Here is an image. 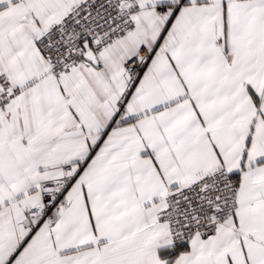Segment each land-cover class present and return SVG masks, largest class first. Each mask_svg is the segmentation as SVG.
<instances>
[{
  "label": "snow or ice",
  "instance_id": "6c2138e0",
  "mask_svg": "<svg viewBox=\"0 0 264 264\" xmlns=\"http://www.w3.org/2000/svg\"><path fill=\"white\" fill-rule=\"evenodd\" d=\"M0 264H264V0H0Z\"/></svg>",
  "mask_w": 264,
  "mask_h": 264
}]
</instances>
